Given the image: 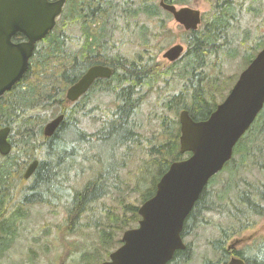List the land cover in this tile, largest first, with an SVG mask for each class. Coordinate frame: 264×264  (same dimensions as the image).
<instances>
[{
    "label": "trees",
    "instance_id": "16d2710c",
    "mask_svg": "<svg viewBox=\"0 0 264 264\" xmlns=\"http://www.w3.org/2000/svg\"><path fill=\"white\" fill-rule=\"evenodd\" d=\"M169 1L173 2V0ZM133 3L134 0H68L57 26L37 45L30 61V67L23 79L0 99V128L11 127L12 140H10L14 146L11 154L0 157V258L5 256L16 241L15 237L18 235L20 224L29 215V205L50 202L51 199L45 198L44 195L50 197V194H54L56 197L59 191L68 189L69 180L63 178L65 158L62 159L59 154L62 149L58 146L64 142V139L58 138V132L50 141L51 143H42L44 146H38V141H34L38 135L42 134V117L39 109L55 104L66 109L67 100L63 99L64 88L78 79L84 63L102 62L112 64L116 69L113 76L114 82L112 80L110 87L111 90L116 89L119 107L118 111H114L97 132L98 141H108L117 136L118 140L115 139L114 145L130 142V147L142 146L143 133L138 131L139 128H143V123L141 124L138 120V115L142 111V99L145 98L148 89L154 90L159 81L164 79L168 81L166 76L171 73L162 69L157 60V54L146 52H142L138 59L134 60L135 62L130 63V67L126 66L128 61L117 44L120 38H114L116 33L123 37L138 35L139 41L142 40L146 44L149 29L145 23L139 25L137 20L143 13L150 16L155 14L152 4L143 2L135 6ZM233 8L232 2L225 3L221 11L203 28L190 31L187 56L191 59L186 65L178 67V75L184 79L185 87L179 94L163 101V105L169 111H178V108L182 106L181 110L187 109L193 119L204 120L215 110L217 103H213L204 90L214 88L213 81L217 79L214 80L211 70H206V68L217 70L215 66L210 67L208 64L210 56L220 49L225 50L231 46L234 38L230 29ZM113 40L117 52L111 50L114 48L111 45ZM262 47H264V41L261 44ZM253 53L246 58L247 64L255 56L256 52ZM227 55L235 57L237 52L231 49ZM204 67V71H200ZM61 80L64 83H60ZM77 112V106L69 107L67 120L71 128H78L77 122H70L78 120ZM263 113L264 111L259 120L239 140L233 159L220 172H234L233 180H229L228 184L224 182L221 192L217 194V198L225 203L222 204L225 205L224 212L215 196L207 195L209 188H206L185 221L183 237L195 233L199 224L206 220L208 212L225 213L224 217H222L223 213L221 216L224 219L214 224L218 235L210 241L218 258L213 260L208 257L206 264H226L229 252H231L227 250L228 243L257 227L264 218ZM159 119L161 130L153 133L149 139L151 144V163L149 164L151 168L157 167L159 170L156 185L172 162L184 158V155L180 153L179 118L164 114ZM68 123H62L60 129L65 130ZM69 131L72 132V129ZM75 136L67 143L75 145L69 146L70 150L63 149L68 158L79 153L78 142L82 141L83 136L79 131ZM87 136L92 137V135ZM37 152L43 161L33 177L27 180L23 176L28 163L27 159L35 157ZM22 155L26 158L23 159ZM238 155L248 166L259 170L260 176L247 178L242 174L236 175V172L240 170V165L234 164ZM49 158H53L54 161ZM218 175L211 181L215 180ZM106 177V173H100L96 180H89L85 187L75 190L66 218L67 230L70 233L78 229L75 228L78 221L91 208V204L102 199L106 187L109 186L107 180H103ZM17 182L23 185L20 197L17 194L19 190L14 192ZM141 182L142 180L139 179L135 189L142 192V198L145 201L155 194L156 185L153 191L145 192L140 190ZM49 186H51L50 189H43ZM205 194L207 197H204ZM122 206L124 212L110 215L112 221L117 224L114 229L108 226L98 227L101 245L108 251L110 248H115L117 244H121V240L116 238L118 230L125 231L132 228L138 224L140 219L138 207L126 205L125 201L122 202ZM211 220H213L212 217H207L206 223L208 224ZM256 240H259V243ZM255 247L261 250L262 256L261 253L258 255ZM247 249L250 250L247 255L249 264H264V236L256 238L247 246ZM240 253L241 251L237 252L238 255ZM175 255L183 259L182 264H186L192 258L189 250H177ZM99 261L100 258H98Z\"/></svg>",
    "mask_w": 264,
    "mask_h": 264
},
{
    "label": "rangeland",
    "instance_id": "374dc122",
    "mask_svg": "<svg viewBox=\"0 0 264 264\" xmlns=\"http://www.w3.org/2000/svg\"><path fill=\"white\" fill-rule=\"evenodd\" d=\"M159 1L134 0L135 4L133 3L138 6L143 2H148L159 8V16L141 15L137 20L139 25L145 23L149 29L146 44L142 40L139 41L138 35L123 37L121 34L116 33L114 37L120 38L117 40V44L128 61L126 66L135 62L134 60H137L142 52H146L157 54V60L160 62L162 69L171 73L166 76V79H169L168 81H159L153 91L148 89L147 94H144L142 111L138 115V120L141 124L143 123V128L138 129L143 133L142 146L130 147V142L120 143L118 146L117 144L114 145L117 136L104 142L97 141L95 134L100 130L103 123L108 120L109 116H112L111 110L115 107V99L111 92L93 93L88 101L86 118H82L78 112V120L70 121L71 123L77 122L78 128H70L72 132H68L70 129L67 127L58 137L60 139L65 138L64 142L58 146L62 149L59 154L62 159L65 158L63 177L69 180L67 183L68 189L59 191L56 197L54 194H50V197L44 195L45 198L51 199L50 202H38L29 205V215L22 220L18 235L15 237L16 241L5 253V256L0 258V264H86L87 262L101 264L108 260L110 253L120 246V244H117L115 248H110L109 251L102 246L98 227L108 226L110 229H114L117 226L110 215L123 211L122 202L125 201L126 205L136 207L142 204V192L135 189L139 179L142 180L140 183L141 191H153L159 177V170L157 167L151 168V164H149L151 163L149 139H151L153 133L161 130L159 117L166 114L173 118H179V111L182 106L178 108V111H169L163 105V101L172 98L173 95L183 90L185 87L184 79L178 75V67L186 65L191 59L190 56L185 54L173 63L163 58L165 49L172 44L183 43L188 45L187 41L190 39V33L168 16L167 12L159 6ZM189 1L190 6L199 8L205 13L200 28H203L205 22L210 21L221 8L217 7L218 4L215 3V0ZM231 23L234 24L231 33L236 36V42L231 44L228 49H220L210 56L208 64L210 67L215 66L217 70L206 68V70H211V73H213V79H217V81H213L214 88L209 90L215 95L213 103L216 102L217 104L226 97L240 72L248 65L246 58L256 52L250 45L256 46L257 43L262 44L264 41V0H236ZM111 45L114 47H111V50L117 52L114 40ZM163 45H165L164 49H162ZM187 45L188 50L189 45ZM231 49L236 50L237 56L230 57L227 55V52ZM58 109V104L54 105L55 113L51 108L41 109L42 126L56 115ZM262 112L256 121L259 120ZM77 131L83 135H92L93 137L82 138V141L78 142L80 146L79 153L68 158L66 151H63V149L70 150L69 146L73 147L75 145L74 143H66H68L67 139L76 137ZM17 136L18 134L15 138ZM35 139L34 142L43 140L40 135ZM22 158L25 159L26 156L22 155ZM50 160L54 161L53 158ZM235 161L234 164L240 165V170L236 172V175L242 174L247 178L260 176L259 170L244 163L240 155L236 156ZM73 163L75 164L74 168ZM92 163L94 164L92 165ZM100 173L107 174V177L103 180H107L110 184L106 187L102 199L93 202L91 208L80 218L75 227L78 229L70 233L67 230L66 218L73 201L74 192L85 187L89 180H96ZM219 174L220 176L215 179L216 183L213 185V189L221 188L219 183L221 179L228 184L229 180L234 178V172L226 171ZM22 186L21 182H17L14 192L19 190L17 193L19 197ZM50 188L51 186L43 189L48 190ZM210 216L213 217L214 221L224 219L217 214H210ZM123 233L124 230H118L116 233V238L119 241ZM217 235L218 231L213 224L203 222L194 235L187 237L188 242L194 243L193 248L195 251L193 261L190 264H204L202 262L206 256L213 260L218 258V254H214L212 247L209 245V240ZM261 236H264V218L257 227L248 230L241 237L234 238L230 241V244L240 249ZM98 258H100L99 262Z\"/></svg>",
    "mask_w": 264,
    "mask_h": 264
},
{
    "label": "water",
    "instance_id": "95a60500",
    "mask_svg": "<svg viewBox=\"0 0 264 264\" xmlns=\"http://www.w3.org/2000/svg\"><path fill=\"white\" fill-rule=\"evenodd\" d=\"M68 0H0V98L22 80L30 67L36 44L57 26ZM187 30H196L202 22L196 8L160 3ZM22 34L26 40L16 43L13 38ZM185 46H170L163 57L174 62L181 58ZM113 69L96 65L66 93L71 102L79 99L99 77H109ZM264 108V47L240 73L223 102L207 119L195 120L187 109L179 114L180 153L190 155L174 161L161 176L155 194L138 208V225L127 229L122 245L110 253L101 264H168L177 250L186 248L182 231L187 216L200 198L209 180L233 158L239 140L251 128ZM64 115L49 121L46 136L61 126ZM10 126L0 128V154L12 151ZM38 161L29 164V178ZM227 264H246L232 258Z\"/></svg>",
    "mask_w": 264,
    "mask_h": 264
},
{
    "label": "flooded vegetation",
    "instance_id": "af4514ba",
    "mask_svg": "<svg viewBox=\"0 0 264 264\" xmlns=\"http://www.w3.org/2000/svg\"><path fill=\"white\" fill-rule=\"evenodd\" d=\"M119 1V0H118ZM161 1L162 0H160L159 1V6L165 11V12H167V14H168V16L169 17H171V19L173 18L174 20H175V18H174V16H173V14L172 13H170L169 11H167L164 7H162V5L160 4L161 3ZM166 3H169V4H173V5H176V6H178V8H182V7H191V8H196V7H193V6H190L189 5V3L188 2H190L189 0H173V2H171V1H169V0H164ZM227 2H232L233 3V5L235 4V2H236V0H215V3L216 4H218V8L219 7H222V5H220V4H223V5H225V3H227ZM196 9H199V8H196ZM152 10L155 12V14L153 15V17H155V16H159L160 15V13H159V8L157 7V6H155V5H152ZM200 10V9H199ZM201 11V10H200ZM221 11V8H220V10L217 12V13H215L214 15H213V17L216 15V14H218L219 12ZM232 14H233V12H232ZM141 15H147V14H145V13H143V14H141ZM204 16H205V13L203 12V11H201V17H202V22H201V24L199 25V27L203 24V21H204ZM160 20V19H159ZM212 20V19H211ZM208 21H206L205 22V24L207 23ZM178 24H180L184 29H185V31H187V32H189L190 33V31H192V30H187L185 27H184V25H182L181 23H179L178 22ZM205 24H204V26H205ZM199 27H198V29H199ZM234 27V24H232L231 23V30H232V28ZM198 29H196V30H198ZM234 35V34H233ZM24 40H26V38L22 35V34H18V35H16L14 38H13V41L14 42H16V43H19V42H22V41H24ZM236 36L234 35V38H233V40L231 41V44H233L234 42H236ZM40 43V42H39ZM38 43V44H39ZM174 44H176V43H174ZM181 44H183V43H181ZM184 45V44H183ZM187 45V44H186ZM186 45H184L185 46V52L183 53V55L181 56V58L184 56V54L185 55H187V53H188V50H189V46H188V50H187V48H186ZM164 47H165V45H163L162 46V49H164ZM250 47L253 49V50H255V51H257V50H259L260 49V47H261V44L260 43H257V45L256 46H252V45H250ZM167 49V48H166ZM187 51V52H186ZM164 58V57H163ZM180 58V59H181ZM170 62V61H169ZM176 62V61H175ZM171 63H173V62H171ZM96 65H104V66H109V67H111L112 69H113V74L111 75V76H109V77H99V78H96L95 80H94V82L92 83V85L89 87V89L85 92V93H83L80 97H79V99L78 100H76V101H74V102H71L70 100H68L67 99V97H66V93H67V91H68V89L70 88V86L73 84V83H75L77 80H79L80 78H82L87 72H88V70L91 68V67H93V66H96ZM128 67H130L129 65H128ZM204 69H205V67L204 68H201L200 69V71H204ZM116 71V69H115V67L112 65V64H106V63H102V62H90V63H84V65H83V68H82V71H81V73H80V75L78 76V79L77 80H75L74 82H72V83H70L67 87H65L64 88V98L63 99H65V100H67L66 101V104H67V106H66V109H64L61 105H59V109L57 110V112H56V115H54L50 120H48L45 124H44V126H42V134L40 135V138H43V140L42 141H38V146H40V145H43L42 143L44 142V144L45 143H51L50 141L58 134V132H59V136H60V134H61V132H62V130L60 129V127L56 130V132L53 134V135H51V136H46L45 135V133H44V128H45V125L49 122V121H51L52 119H54L55 117H57V116H59V115H64V120H63V122L62 123H64V122H66V123H68V110H69V107H78V112L80 113V115H81V117L82 118H86V116H87V106H88V101H89V98H90V96L94 93V94H97V93H102V92H111V93H113V95H114V99H115V107H113V109L111 110V115H112V113L114 112V111H118V107H119V102H118V94H117V92L115 91L116 89L114 88V89H112L111 90V87H110V83L112 82V80H113V76H114V74L116 73L115 72ZM213 74V73H212ZM238 79V78H237ZM236 79V80H237ZM165 80V79H164ZM166 81V80H165ZM113 82H114V80H113ZM236 82V81H235ZM183 83L185 84V82L183 81ZM235 84V83H234ZM233 84V85H234ZM233 85H232V87H233ZM106 86H109L110 88H104V87H106ZM232 89V88H231ZM231 89L229 90V92L227 93V95H226V97L228 96V94L230 93V91H231ZM205 91V93L207 92V94L209 95V97L213 100L214 98H215V95H214V93L212 92V91H209V90H204ZM179 94V93H178ZM207 96V95H206ZM3 97V96H2ZM1 97V98H2ZM223 97V96H222ZM221 97V98H222ZM225 97V98H226ZM0 98V99H1ZM208 98V97H207ZM220 98V99H221ZM224 98V99H225ZM224 99L221 101V102H223L224 101ZM208 100H209V98H208ZM142 101H143V99H142ZM220 102V103H221ZM220 103H218V104H220ZM217 104V105H218ZM217 107V106H216ZM48 108H51V109H53L52 111L55 113V111H54V105H51V106H48ZM141 108H142V106H141ZM42 109H47V108H42ZM216 109V108H215ZM39 110H41V109H39ZM77 112V113H78ZM69 124V123H68ZM71 128V126L70 125H68V129H70ZM68 132H70V131H68ZM57 133V134H56ZM11 134V133H10ZM96 135V139H97V141H98V136H97V134H95ZM82 138H86V137H88L87 135H83L82 134ZM9 137H10V135H9ZM93 137V136H92ZM91 138V137H90ZM10 139L12 140V138L10 137ZM65 139V138H64ZM67 140H70V139H67ZM98 142H100V141H98ZM35 160H37L38 161V164H37V166H36V169H35V171L33 172V174L29 177V178H26L25 177V171H26V169H27V167L29 166V164L30 163H32L33 161H35ZM27 161H28V163H27V166H26V169L24 170V173H23V176H24V178L25 179H27V180H29V179H31L32 177H33V175L38 171V169H39V167H40V164H41V161H43V158L41 157V155L37 152L36 153V156L35 157H33L32 159H30V160H28L27 159ZM220 175H218L215 179H217L218 177H219ZM64 178V177H63ZM224 180H220V184H221V186L222 185H224ZM216 183V181L215 180H212L211 181V179L209 180V182H208V184L206 185V187H205V189L207 188H209V190L207 191L208 193H207V195H211V196H215V198H216V201L220 204V205H222V204H225L224 202H221L218 198H217V194L219 193V192H221V188L220 189H213V185ZM204 189V190H205ZM203 193V192H202ZM207 195L205 194V196L204 197H207ZM199 200V199H198ZM210 203H213V201H210ZM194 208V207H193ZM221 209H222V211L224 212V210H225V205H222L221 206ZM222 212V213H223ZM191 213V212H190ZM222 213H217V212H208L207 214H206V220L205 221H202V223H200L199 224V227L198 228H200V226L203 224V222L204 223H206V221H207V217H211L210 216V214H217V215H219V217H221L222 216ZM224 215H225V213H223V216L222 217H224ZM188 217V216H187ZM213 218V217H212ZM187 219V218H186ZM186 221V220H185ZM218 221H214V220H211V221H209V223L208 224H215V223H217ZM185 224V223H184ZM207 224V223H206ZM215 226V225H214ZM216 227V226H215ZM196 232H197V230H196ZM195 232V233H196ZM195 233H193V234H187L186 236H184L183 237V241H184V243L186 244V248L185 249H183V250H189L190 251V253H191V255H192V258H191V260L189 261V262H187L186 264H190V263H192V259H193V257H194V255H195V251H194V248H193V245H194V243L193 242H188L187 241V237L189 236V235H194ZM244 235V234H243ZM183 236V235H182ZM241 237V236H240ZM216 238V237H215ZM214 239V238H213ZM212 240V239H211ZM211 240H209V245H210V241ZM258 243H259V240H256ZM248 245H250V244H248ZM248 245H246V246H244V247H242V248H240V249H237L236 248V246H234L233 244H230V242L228 243V245H227V250L229 251H231V252H229V257H228V261L226 262V264L232 259V258H241V259H243L245 262H246V264H249L248 262H247V255H248V252H250V250H248L247 249V246ZM259 245V244H258ZM211 246V245H210ZM212 247V246H211ZM255 250H256V252L258 253V255H260V253H261V250H259L258 249V247H255ZM239 251H241V253H240V255H238L237 254V252H239ZM213 253H214V251H213ZM215 254V253H214ZM176 256V255H175ZM174 256V258H172L169 262H168V264H182V258H178V256L177 257H175ZM261 256H262V253H261ZM208 258V256H206L205 257V259H204V261L202 262V263H204V264H206V259Z\"/></svg>",
    "mask_w": 264,
    "mask_h": 264
},
{
    "label": "bare ground",
    "instance_id": "6f19581e",
    "mask_svg": "<svg viewBox=\"0 0 264 264\" xmlns=\"http://www.w3.org/2000/svg\"><path fill=\"white\" fill-rule=\"evenodd\" d=\"M110 33V32H109ZM110 37V36H109ZM104 43V42H103ZM57 44V43H56ZM63 44V43H62ZM63 46V45H62ZM101 56V55H100ZM35 72V71H34ZM33 76V75H32ZM34 76H35V74H34ZM33 76V77H34ZM32 80V79H31ZM59 80V79H58ZM63 80V79H62ZM62 80H61V82L60 83H64V81L62 82ZM33 82V81H32ZM59 83V82H58ZM66 84H68L67 82H66ZM56 85V84H55ZM58 85V84H57ZM63 85H65V84H63ZM60 86V85H59ZM53 89V88H52ZM58 91H59V89H58ZM38 92V91H37ZM59 94V93H58ZM37 95H39V94H37ZM43 95V94H42ZM38 97V96H37ZM30 98V97H29ZM42 99V98H41ZM30 100V99H29ZM40 102V101H39ZM37 103V102H36ZM126 114V113H125ZM31 122V121H30ZM28 124H30V123H28ZM36 125V124H35ZM68 133V132H67ZM34 135V134H33ZM65 135V134H64ZM62 137V136H61ZM44 143V142H43ZM67 144V143H66ZM42 146V145H41ZM44 146V145H43ZM63 147V146H62ZM91 148V147H90ZM85 149H87V148H85ZM93 150H94V148H93ZM75 152V151H74ZM78 152V151H77ZM85 152V151H84ZM99 152V151H98ZM58 153V152H57ZM90 154H91V152H90ZM74 160V159H73ZM87 161V160H86ZM90 162V161H89ZM79 163V162H78ZM68 164V163H67ZM94 163H92V165H93ZM80 165V164H79ZM96 165V164H95ZM91 169V168H90ZM92 170V169H91ZM6 180V179H5ZM95 183V182H94ZM110 184V183H109ZM101 193V192H100ZM7 195V194H6ZM2 199V198H1ZM20 199V198H19Z\"/></svg>",
    "mask_w": 264,
    "mask_h": 264
}]
</instances>
